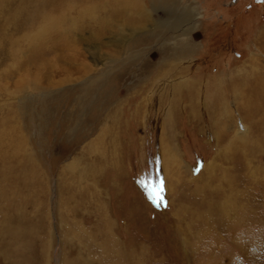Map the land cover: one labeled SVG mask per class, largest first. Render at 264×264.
Wrapping results in <instances>:
<instances>
[{"label": "rangeland", "instance_id": "obj_1", "mask_svg": "<svg viewBox=\"0 0 264 264\" xmlns=\"http://www.w3.org/2000/svg\"><path fill=\"white\" fill-rule=\"evenodd\" d=\"M63 1L58 5L64 9L74 2ZM90 1L92 8L69 9L64 45L57 31L32 39L39 49L28 50L25 68L0 46V116L19 103L25 109L20 128L0 132V217L7 221H0V264H264V206L241 221L237 210L229 221L217 216L222 221L198 239L188 235L184 241L179 230L182 221L186 227L188 217L198 220L207 209L204 198H221L216 189H204L219 178L238 174V184L249 188L245 194L264 201V139L260 151L235 149L237 141L252 142L249 129L262 131L245 117L240 91L222 94L229 103L221 111L238 123L221 136L212 132L210 107L202 103L194 111L186 96L167 130L164 115L150 108L159 89L171 98L177 81L197 78L207 89L213 76L227 82L245 67L248 75L246 61L264 66V0ZM6 16L0 10L1 19ZM19 29L15 37L32 31L24 24ZM68 54L77 55L75 73L58 70ZM51 63V78L36 89L37 80H21L25 89L15 92L25 70L36 75L37 64ZM160 66L167 76L157 72ZM84 89H90L87 95ZM41 98L45 118L37 113ZM80 105L84 110L76 113ZM15 135L23 138L19 145L11 142ZM232 135L230 155L235 151L226 161L219 140L224 146ZM170 155L180 184L165 190L157 205L141 181H164L160 161Z\"/></svg>", "mask_w": 264, "mask_h": 264}, {"label": "bare ground", "instance_id": "obj_2", "mask_svg": "<svg viewBox=\"0 0 264 264\" xmlns=\"http://www.w3.org/2000/svg\"><path fill=\"white\" fill-rule=\"evenodd\" d=\"M69 1H72V0H64L63 1L64 5H66L67 2H69ZM167 2L168 1H166L165 3H167ZM58 3H60L59 0H0V10H2L7 15L3 19H1V17H0V46H1V49H3V50H4V47L10 48L8 50V51H10L9 57H10V59H12L13 61H15L18 64L19 68H22V67L25 68V65H27L28 62L30 63V58H27V55L29 53L27 54V52L30 51L32 53H35L34 50L39 49V46L37 44H36L37 46L34 47L35 44L32 46V44L30 43L33 38L36 37L37 39H35V40H39L43 36L42 34H45L44 35V37H45L47 33L52 32V31H57V32H60L59 34H61V36L63 37L62 39L65 40V41L63 40L60 42V46H61V44L64 45L65 43H67L69 31H67V30L65 31V25H66V20L69 17V9H72V8L75 9L76 6L73 7L75 4H77L79 6L83 5V6L87 7L92 2L90 0H74V2H72L73 5H70V3L68 4V5H70L69 9H64L63 6L61 5L62 3L60 5H58ZM49 6H54L55 9L49 10ZM90 7L92 8L91 5H90ZM90 7H87V8H90ZM85 11H83V12H85ZM56 12H57V14L55 15ZM75 13H79V12H75ZM86 16L84 17L85 19H86ZM80 17H81V15H80ZM38 19L39 20L42 19L43 21H42L41 25L39 24L40 26L39 25L35 26V23L37 22ZM63 23H64V25H62ZM14 24H16V27H14ZM23 24L28 25L29 28H32V31H29V33L25 34V36L22 35L20 37H15L16 31H19L20 30L19 28L23 29ZM56 35H58V34H56ZM49 38H51V37H49ZM23 39L27 42L26 43H25V41L23 42ZM38 51H37V53H38ZM38 54H40V53H38ZM34 55H37V54H34ZM41 55L42 54H40V56H39L40 58L43 57V55L42 56ZM28 56H30V55H28ZM76 56L77 55H74L71 57V55H69V58L67 56H65L64 58L67 62V65H65L63 67L61 65H59L58 70L63 71V72L67 71L70 74H71V72L75 73V70H77V67H74V66H75V63L78 62ZM59 57H61L60 54L56 56V58H58V59H59ZM42 60H44V59H42ZM33 61H34V59L32 60V62ZM54 61L57 62L56 59ZM54 64L55 63H51V64H47L45 66H43L42 64H37L36 75H30L28 73L29 72L28 70L27 71L25 70L26 72L24 71L22 74L18 73V75L21 74V77L16 82V84H17L16 90L17 91H15V92L20 93L21 91H23L25 89L24 87L26 85H24L23 83H20L21 80H25V81L27 80V84L30 81L33 83L34 79L37 80V85L32 86L33 88L36 89L39 86L41 80L51 78L52 75L50 73V70ZM176 68L179 69V71L182 70L181 67H176ZM154 69H155V67H154ZM9 71L7 74H9ZM161 71H162V69L160 66V69L157 72L160 73L162 76L163 75L167 76L165 71H163V72H161ZM12 73H14V72H12ZM18 75H17V77H18ZM92 82H96V81L93 80ZM188 82H190V83H188ZM206 84H207L206 82H204L200 79H197V78L192 79V80L191 79L187 80L186 82H182V81L178 82L177 81L176 84L174 86H172V91L170 90L173 94V96L171 98H169L167 93H165L168 90H166V91L164 90V92L162 89L158 90L160 93L158 92L156 97H154L152 105L150 108L154 109L155 113H159V114H161V116L164 115L163 116L164 130H167L168 129L167 126H169V125L171 127L174 126V124L172 125L173 119H174L175 114H177L176 111H180L179 107L181 106L182 102L184 101V98H183L184 96L187 97V99L185 100V103L186 104L189 103V105H193L191 107H193L194 111L196 110L197 107L201 106L202 103L207 105L208 107H210V111L212 110L211 109V101L213 103L214 91H213L211 85H210L211 88H207V89L204 88V87H208ZM203 89H205V90H203ZM207 90H211V92L208 96L205 95V92ZM89 91H90V89H84L83 93H85L87 95L89 93ZM184 91H186L185 95H184ZM78 98H79V96H78ZM45 101H46L45 98H41V103H40V106L37 110V113H40V115L43 116V118H45V114L48 111V108L45 104ZM22 105L24 106V103L23 104H21V103L16 104L15 109L12 108L9 111V113H6V114L0 116V132H5L8 128L10 129L11 127L20 128V125H22L20 123H22L24 120V118H23L24 113L23 112L25 111V109ZM84 107H85L84 105L83 106L80 105V107H76V110H77L76 113L83 111ZM181 109H182V107H181ZM193 109L191 108L190 112L193 111ZM164 111H165V113H164ZM194 111H193V114L196 115V113ZM211 115H212V111H211ZM210 118H211V121L214 122V118L212 116ZM236 119H238V118H236ZM235 121H236V123H238L237 120H235ZM246 130H248V128L245 125L244 131H246ZM238 132L244 134L243 130H239ZM248 132H249V130H248ZM13 139L17 140L18 145L23 141V138L20 135L13 136L11 138V142L14 141ZM239 140H241V138H239ZM253 140L249 144L250 149L254 148V149L259 150L262 147L261 143L263 141L261 142V140H263V139L259 138V141H260L259 143H253ZM241 141H243V139ZM229 149H231V148H228V150ZM235 149H237V147H235ZM17 152H19L18 148L16 146H14V153H17ZM172 158H173V155H170L171 160L166 161V159H164L162 156L161 161H160V168L163 169V172L165 173L164 187H165V190H167V192L169 191V188H171V186H173L174 184L178 186L180 184L179 181L181 179V175H180L181 173L178 172L179 171L178 169H177L178 171H176V170L172 171V168L170 165V164H172V162H171ZM239 161H240V159H239ZM252 161H253V159H250V161L247 162L248 163L247 169H248V171H251V172L253 171ZM243 162H244V159H243ZM203 168H205V166H203ZM242 173H244V172H242ZM214 178H213V180H210V181L213 182ZM235 178H236V180H235ZM217 181H214L215 183H211V184L207 183L208 185H206L204 187V189L211 190V191H213L212 189H216V193H218V194L222 193L221 198L216 199V200L204 198L205 199L204 205L207 209L202 210V213L199 214L200 221H198L199 219L197 220V218H196L197 215L192 214L193 218L188 217V222H190V223L188 225L186 224V227H185V225L182 226V224L186 221L183 219L184 221H182V223L179 227V230L183 234V236L185 237L184 241H188V235H191V237H194L195 239H198L200 236L201 237L206 236V234L208 232L207 228L209 225H213L214 223H219V221H222L220 219H217V216H218V218L223 219V221L224 220L229 221L228 218L231 217V219H232V216H231L232 212L234 210H237L236 213H233V214L236 215L237 213H239L240 218L237 220L241 221V219L244 220L246 218V216H248V215L250 217H252V214H251L252 210H255L258 207L260 208V207L264 206L263 205L264 201L263 202L261 201L262 203L261 202L258 203L259 200L257 197L245 194V193H247L245 191V189L248 190L249 188L246 186L247 188L244 189L243 186H241V183L238 184V182H237V181H239V175L238 174H235V176L232 178H230V177H228V178L224 177V179L219 178V179H217ZM244 182H246V181H244ZM244 182H243V184H244ZM94 186H96V183H94L93 187ZM227 189H230V190L223 193V191L227 190ZM211 191H208V192H211ZM203 196L206 197L204 194L201 197H203ZM261 199H263V198H261ZM250 200L252 202H253V200H256L257 203L254 202V205H251L252 202ZM179 209L181 210V212H183L185 214L188 213L187 208H185V207L179 208ZM250 210H251V213L248 212ZM255 213L256 212H254V214ZM254 218H255V216H254ZM0 219H1V217H0ZM4 220H5V216L0 221L3 223L7 222L6 220L5 221ZM247 220H249V219H247ZM195 221L198 223H195ZM194 224L197 226L199 225L200 229L198 231L194 230L195 229V228H193V227H195ZM192 225H194V226L192 227ZM14 231H17L16 227H15ZM12 237H14V238L16 237L15 232L12 233ZM4 253H6V252H4ZM3 255H5V254H3Z\"/></svg>", "mask_w": 264, "mask_h": 264}, {"label": "crops", "instance_id": "obj_3", "mask_svg": "<svg viewBox=\"0 0 264 264\" xmlns=\"http://www.w3.org/2000/svg\"><path fill=\"white\" fill-rule=\"evenodd\" d=\"M259 62L260 64H255L250 61H246L245 63L243 62L244 65H249L247 69L248 75L245 74L244 76V71L246 67L244 70L238 69L232 75L229 76L230 78H227V82L221 81V79L216 78L214 76V78L211 77L210 84L214 91L213 103L211 101L212 117L214 118V122H212L213 134L217 133V136H221L223 132H226L229 124H232L233 127H235L234 117L228 119L225 116V112H222L221 110L222 108H225V104L228 105L229 103V100L226 101L225 97L223 96L226 90H231V92L239 90V93L242 95L239 99H242V101H246L243 105L246 111L245 117L250 119V121L252 120L254 124L257 123L259 128L262 130L259 132H253L252 129H249V132L246 134V139H254V142H258L259 138L264 139V66H261V61ZM228 116L230 117V115ZM233 136L234 135H232L231 137L228 136V141L226 142L221 138L222 141L227 143L224 144V146L221 145L219 140L218 148L222 150L220 157L221 159L224 158L226 161H229L230 157L235 151V149H233L230 156L228 148H231V146H233L231 144V139ZM236 147L237 149L243 148V150L244 148L250 149L247 144L244 145L243 141H237Z\"/></svg>", "mask_w": 264, "mask_h": 264}, {"label": "snow or ice", "instance_id": "obj_4", "mask_svg": "<svg viewBox=\"0 0 264 264\" xmlns=\"http://www.w3.org/2000/svg\"><path fill=\"white\" fill-rule=\"evenodd\" d=\"M141 184L147 190L149 198L154 203L159 205L160 203L164 202L163 193L165 191V187L162 178L159 180L158 183L155 180H153L151 183H149L147 180H142Z\"/></svg>", "mask_w": 264, "mask_h": 264}]
</instances>
